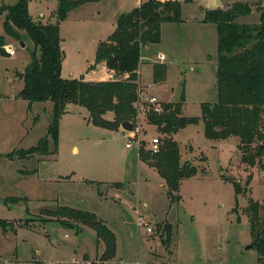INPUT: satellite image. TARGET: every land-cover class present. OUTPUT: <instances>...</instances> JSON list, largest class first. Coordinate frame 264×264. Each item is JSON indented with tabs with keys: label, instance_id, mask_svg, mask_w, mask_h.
<instances>
[{
	"label": "rangeland",
	"instance_id": "1",
	"mask_svg": "<svg viewBox=\"0 0 264 264\" xmlns=\"http://www.w3.org/2000/svg\"><path fill=\"white\" fill-rule=\"evenodd\" d=\"M58 1L28 0L31 19L41 23L44 17L54 23ZM100 1L69 13L59 25L61 48L72 62L84 64L75 72L64 68L62 78L83 74L86 64L93 63L100 37L104 40L110 33L115 15L117 19L131 11L136 0ZM179 1L182 22L163 24L159 44L141 52L142 63L149 65L140 66V82L152 85L161 104L182 102L183 117L200 119L201 105L216 102L217 30L204 21L205 12L240 2L250 6L251 14L238 21L258 24L264 0ZM14 3L0 0V7ZM4 15L0 14L4 38L0 48V222L7 226L0 225V264H101L104 244L97 242L92 229L81 226L77 232L43 214L62 206L94 214L114 233L115 255L106 264H258L250 235L254 217L250 223L247 208L250 202L264 208V168L242 163L233 137L207 139L201 121L171 136L135 118L131 123L141 127L136 136L143 142L128 150L120 127L118 131L95 127L88 123L85 109L72 105L59 120L56 152L51 153L55 143L48 137L50 155L26 157L25 152L46 135L52 106L34 103L28 110L19 97L23 83L15 73H22L30 62L33 45L26 36L19 40L4 35ZM20 42L26 43L25 48ZM5 45L15 48L16 58L6 56ZM159 53L166 57L165 83V79L152 80ZM156 136L161 143L173 139L180 149V164L194 170L180 181L177 202L170 203L164 182L150 167L152 162L143 158L153 157L147 144ZM234 183L241 193L236 194ZM138 218L150 222L153 234L137 225Z\"/></svg>",
	"mask_w": 264,
	"mask_h": 264
},
{
	"label": "trees",
	"instance_id": "2",
	"mask_svg": "<svg viewBox=\"0 0 264 264\" xmlns=\"http://www.w3.org/2000/svg\"><path fill=\"white\" fill-rule=\"evenodd\" d=\"M14 1L12 6L0 7V14H5L4 35L19 40L26 36L33 45L30 62L22 73H15L16 79L23 83L19 97L27 102L28 110L34 103H49L52 106L46 135L35 147L25 152L26 157L34 154L50 155L48 137L55 143L51 153L56 152L59 120L68 112L66 108L72 105L85 109L88 123L95 127L117 131L122 122L134 123L137 118L135 106L141 52L145 47L159 44L163 24L182 22L180 1L145 0L117 18L113 32L106 40L99 42L94 63L87 68V71H91L95 65L103 64L105 72H112L118 77L114 82L85 81L83 76L70 79L61 77L64 53L60 46V23L69 12L100 0H59L56 21L47 24L31 19L28 0ZM250 14V6L240 2L224 10L213 9L204 14V21L214 24L217 30L216 102L201 105L200 119L183 117L180 102L162 104L163 112L160 115L146 111L144 120L158 132L171 136L187 125L201 121L207 139L225 140L233 137L237 141V150L242 153L241 162L250 167L261 164L264 168V160H260L264 153V6L261 7L258 24L238 21ZM3 39L0 36V48ZM165 77L166 67L155 63L152 66L153 82L160 83ZM153 157L147 160L143 158L147 163L152 162L150 167L156 170L164 182L170 203L179 201L180 181L190 177L194 170L188 168V164H180V149L173 139H165L159 153ZM234 190L236 194L242 192L238 183H234ZM247 211L254 217V223L250 225L252 246L257 249L258 264H263L264 208L250 202ZM45 213L49 220L55 219L62 226L77 232L81 231V226L92 229L97 242L104 244L101 264H106L114 257L115 235L94 214L65 206ZM0 225L3 228L7 226H4V222H0Z\"/></svg>",
	"mask_w": 264,
	"mask_h": 264
},
{
	"label": "built area",
	"instance_id": "3",
	"mask_svg": "<svg viewBox=\"0 0 264 264\" xmlns=\"http://www.w3.org/2000/svg\"><path fill=\"white\" fill-rule=\"evenodd\" d=\"M4 50L5 53L9 56V57H13L16 53L15 48H13L10 45H5L4 46ZM158 61L160 63H162L164 61L163 56H159L158 57ZM138 83H139V88H138V99H137V103H136V110H137V118L139 120L142 121V119H145L146 117V111L152 112L156 115H160L163 112V106L161 104V102L157 99V97H155L152 93V85L147 84L144 86H141V82H140V73L138 72ZM118 79V77L115 76L114 73L112 72H105V80L109 81V82H114ZM144 105H146V107H144ZM134 129L131 133H126L124 132V134L126 135L125 137V144L124 147L128 150H135V145L136 147H140L141 142H143L142 140H140L136 135L137 133L140 132L141 127L138 125L133 124ZM138 126V127H137ZM161 141L159 139V136H156L154 138L151 139L150 143L147 144V151L151 154V155H155L157 153H159L160 148H161ZM262 204L264 205V199L262 201ZM150 222L146 221L143 218H138L137 219V225H143L146 227V232L148 234H153V228H151V226L149 225Z\"/></svg>",
	"mask_w": 264,
	"mask_h": 264
},
{
	"label": "crops",
	"instance_id": "4",
	"mask_svg": "<svg viewBox=\"0 0 264 264\" xmlns=\"http://www.w3.org/2000/svg\"><path fill=\"white\" fill-rule=\"evenodd\" d=\"M105 0H101L100 2H104ZM107 1V0H106ZM143 1H145V0H136L135 1V7L134 8H136L139 4H141ZM215 2V0L213 1V3ZM88 4H91V3H86V4H84V5H82V6H80V7H78L77 9H75V10H73V11H76V10H79V9H81L82 7H85V6H87ZM133 8V9H134ZM73 11H71V12H69V13H72ZM208 11V10H207ZM68 13V14H69ZM68 16V15H67ZM116 17L118 16V14L117 15H115ZM116 17H114L115 18V21H113L110 25H109V29H108V31L107 32H110L108 35H106V38L104 39V40H106L107 39V37L113 32V30H114V28H115V22H116ZM79 20V19H78ZM41 23L42 24H47V23H49V21L48 20H46L45 21V18L44 17H42V20H41ZM59 29H60V27H59ZM103 37H100V40L98 41V43H97V45L99 44V42H101V41H104L103 39H102ZM22 39H24V37H22ZM24 44V48H25V46H26V43H23ZM60 46H61V44H60ZM146 49L148 48V47H145ZM61 50L63 51V53H64V59H63V63H62V69H61V76H62V72H63V69L64 68H69L68 69V71L69 72H75V71H79L80 70V68L82 67V65H84L83 63H81L82 61H78V63L77 62H72L71 60H72V58H70L69 59V54L67 53H65V51L61 48ZM163 56V58H164V61L162 62V63H160L159 61H158V58H157V61H154L153 63H158V64H162V65H166V63H165V61H166V57H164V55L162 54V53H159V55H158V57L159 56ZM6 56L7 57H9L7 54H6ZM16 56H17V53H15V55L13 56V57H9V58H16ZM6 57V58H7ZM94 57H95V55H94ZM140 62H141V66L142 65H146V64H148L149 65V63H142V61L140 60ZM93 63H94V58H93ZM92 63V64H93ZM77 64H79V65H77ZM89 65H91V64H86V66L82 69V72H83V74H81V73H79L78 75H70L72 78H77V77H79V76H83L84 77V80L85 81H93V82H97V81H103V80H105V69H104V66H103V64H99V65H95L94 66V69L93 70H91V71H87V68H88V66ZM148 65H146V66H148ZM99 74V75H98ZM99 76V77H98ZM140 79H142V77H141V75H140ZM18 80V79H17ZM166 82V79H165V81H164V83ZM49 104V103H48ZM69 109H71V107L69 106ZM121 129V128H120ZM118 131V130H117ZM118 132H121V133H123V131H122V129H121V131H118ZM124 134V133H123ZM73 151H75V149H72ZM31 157V156H30ZM22 171V170H21ZM163 182V181H162ZM97 184H102L101 182H98ZM113 184V183H112ZM163 187H164V183H163Z\"/></svg>",
	"mask_w": 264,
	"mask_h": 264
},
{
	"label": "water",
	"instance_id": "5",
	"mask_svg": "<svg viewBox=\"0 0 264 264\" xmlns=\"http://www.w3.org/2000/svg\"><path fill=\"white\" fill-rule=\"evenodd\" d=\"M20 46L22 48H24L23 42H20ZM66 109L69 110V107H67ZM120 128L122 129L123 132L131 133L133 131V129H134V126H133V124L131 122L125 121V122H122L120 124ZM249 222L250 223L253 222V215L252 214H250V220H249ZM249 248H250V246L248 248H246V250L249 249Z\"/></svg>",
	"mask_w": 264,
	"mask_h": 264
}]
</instances>
